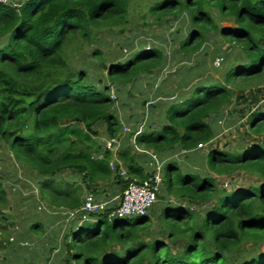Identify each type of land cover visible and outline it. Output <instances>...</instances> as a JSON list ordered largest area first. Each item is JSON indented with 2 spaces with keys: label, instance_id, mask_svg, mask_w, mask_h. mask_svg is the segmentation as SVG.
Wrapping results in <instances>:
<instances>
[{
  "label": "trees",
  "instance_id": "1",
  "mask_svg": "<svg viewBox=\"0 0 264 264\" xmlns=\"http://www.w3.org/2000/svg\"><path fill=\"white\" fill-rule=\"evenodd\" d=\"M18 1L0 4V148L14 161L27 165L30 174L25 176L39 185L38 202L73 210L81 205L84 192L105 200L122 191L131 179H146L151 174L150 159L139 155L132 145L153 152L163 162L162 192L179 200L163 201L165 208L157 214L156 231L149 213L114 220L107 214L93 215L94 221L69 232L70 241L60 255L66 253L64 262L264 264V111L253 109L247 122L250 134L263 136L261 142L236 154L210 149L203 156L206 167L197 170L187 167L183 172L185 167L181 170L176 158L184 152L187 163L197 164L199 144L209 143L239 123L232 110L243 96L236 90L264 85V0ZM138 4L143 8L142 16L180 22L178 62H188L201 50L205 55L211 53L197 67L203 66L197 85L177 84L176 89L185 92L183 100L166 103L164 112L158 109L160 117L163 115L160 129L136 135L133 130L123 136L115 111L120 93L139 84L144 75L156 81L170 60L166 61L162 46L146 49L145 41L129 40L122 46L126 51H137L139 44L142 48L125 61L108 64L100 60V48L88 49L100 32L113 34V30L125 28L130 10ZM221 22L231 26L223 28ZM234 48L238 51L230 58ZM87 57L99 59L100 66L85 65ZM216 59H220L218 67L214 65ZM210 66L217 77L209 72ZM103 70L106 76L99 75ZM206 74L211 77L206 79ZM152 82L147 83L149 92L143 104L155 110L165 99L160 86L155 89ZM154 110L150 111L153 116ZM118 136L124 140L116 159L128 179L118 174L117 165L110 168V151L100 153L101 137ZM3 165L0 161V169ZM204 169L216 176L243 171L256 176L258 182L226 191L227 184L219 186ZM66 172L77 174L79 180L59 178ZM1 173L0 222L13 219L5 213L8 200L15 203L20 221L36 217V186L28 197L23 196V190H15L9 199L3 182L11 178L2 169ZM89 183L105 184L109 189L90 190ZM213 198L215 204L203 217L187 205ZM26 206L30 208L24 211ZM29 229L43 232L36 223Z\"/></svg>",
  "mask_w": 264,
  "mask_h": 264
},
{
  "label": "rangeland",
  "instance_id": "2",
  "mask_svg": "<svg viewBox=\"0 0 264 264\" xmlns=\"http://www.w3.org/2000/svg\"><path fill=\"white\" fill-rule=\"evenodd\" d=\"M23 1L24 0H19L18 2H23ZM140 8L141 6L138 4L137 6L134 7V11L130 10V13L128 16L129 23L125 28L115 29L113 30V34H110L109 32H100L101 34L99 33V36L97 37L98 39H96L95 41L89 44L88 51H91V50L93 51L96 48H100L99 51L103 54L102 59L100 60H103L106 64H108V62H112V61L114 62L125 61L128 58L133 57L137 53V51L142 48V45L139 44L137 51L136 49H134L132 52L126 51V49L122 48V46L127 44L129 40H134V41H137L138 43L145 41L146 44L144 48L146 47L159 48L160 46H162L163 55L166 57V61H168V59L170 60V63L166 65L165 70L162 71L161 75L159 74L156 81L152 82V79L150 77H149L150 80L148 77H146L145 79L140 81V85L144 89L149 88L147 84V81L149 80V83L152 82V85H154L155 89L157 86L158 87L160 86L161 92L163 94V99H165V102L163 101V104L165 103L164 105H166V103H169L170 101L181 102L183 100V96L185 95V92L177 90L176 89V87H178L177 84L180 86L187 85V84L197 85V83L199 82L198 73L203 70V66L201 65L199 68L197 67L199 66L201 61L208 60L210 56L209 53H211V51H209V53L205 55L203 54V50H201L198 55H195L194 57L190 58L188 62L181 64L180 62L177 61L178 60L177 55L179 54L178 45L180 43V40H182L177 35V27L179 26L180 22L172 23L170 18H164L160 22V21L155 20L154 16H151V15L142 16L143 12L140 10ZM220 25L223 28H227L231 26V23L221 22ZM187 31H188V28H185L186 34H187ZM237 51H238L237 48H234L229 53L230 58H233L236 55ZM117 54H121V56ZM100 60L87 57V60L84 61V63L85 65L92 64L93 67H96L97 65L100 66ZM224 67H225V64H223V68ZM193 69H194L193 77H191L188 74H184L185 72L191 74ZM209 69H210L209 72L211 74L215 75L216 77L218 76L217 72L214 70L212 66H210ZM179 72L180 73L182 72V74H184L183 81L181 82L179 81L178 83H176L177 82L176 80H179L180 78V77L178 78ZM99 75L106 76V71L103 70L102 73L99 72ZM206 77H207L206 79H209L211 76L209 74L208 75L206 74ZM135 81L136 80H134L133 82L135 83ZM262 86L264 85L252 86L249 88L246 87L243 89L236 90L237 95L243 96L242 100H237V103L233 105V110H232V114L238 118L239 123L236 124L235 127L234 126L231 127L230 130H226L222 132L221 134H219L218 136H216L209 143H207L208 146L206 145L205 148H201L199 152V156L197 158L199 161L197 164H194V166H192L191 163L186 162L185 154L177 156L176 158L178 159V162H180V164H178L180 165V169L183 170L185 167L183 172L187 171L188 168H191V169L193 168L197 170V168H202L203 166L206 167L203 156H205L207 151L210 149H217L223 152L236 154L250 147L252 143L262 141L263 136L255 137L248 132V129H246L247 128L246 125H248L247 122L249 119L250 110L255 109L259 111H264V106L262 105L258 106L257 104L259 101L264 103V91L258 90V89H261ZM128 87H131V85ZM134 90L135 91L131 93V95H128L126 98H124L125 101L121 100L119 102V106L125 109L126 113L121 111L122 114L124 115L117 114L118 116H121V118L124 120L132 119L133 120L132 122H136L137 125L134 123H130L131 124L130 128H132L131 131L136 130L139 123L143 122L141 120L145 114V111L148 112V110L149 111L154 110V109H150V105L145 104V102L143 104L144 95L146 93L144 92L140 93L138 89H134ZM172 92H174V94H172ZM171 96H174V97H171ZM255 98H256V102H255ZM164 105L163 106L159 105L154 110V116H156L157 118H160V113H158L159 111L158 109L162 108L164 112V110L168 107V105L166 106ZM132 106H134V108H132ZM136 116L138 117L136 118L137 120L133 119ZM157 128H159L158 122H156L155 124H152V129H157ZM122 131H123V128H122ZM3 149L4 148H0V152H2V155H3V156H0V161L4 162V165H3L4 167L2 166L1 169L2 171L4 170L5 176L11 178L7 183L3 182V186L6 187L7 189V195L9 199L11 198L10 192L15 191V190H18V191L23 190V193H25L24 197H28L29 194H31V189L34 186H36L33 189L37 191V188H39V185L38 184L36 185L35 181L30 180L28 176H25V175L30 174V171H27L28 169L27 165L19 164L18 162L14 161L10 157L9 154H6L2 151ZM1 169H0V174H2ZM204 170L208 176H211L216 180L219 186H222V185L224 186L225 184H227V187L224 186L226 191H234L235 189L238 190L242 188H247L248 185H255L257 184L256 182H258L256 176L254 175L251 176L249 174H246L243 171L235 172L231 176H226V175L216 176L209 170L208 171L206 169ZM22 183H24L25 185H23ZM83 190H85L84 187H83ZM37 193L40 196L39 190L37 191ZM85 193H88V192H84L83 195ZM160 195L161 196L165 195V196L164 198H162ZM160 195H159L160 197L159 202L153 205V207L149 211L150 216L153 215L151 218L153 219L152 224H153V229L155 231L159 230V227L157 225V214L161 211L160 209L165 208V203H163V201L169 202V200H172V199H174L177 202L179 201L177 200V198L170 196V195H166L163 192H161ZM26 201L27 200H25V203ZM36 201H37L35 202L36 206L45 207V205L38 202L37 199ZM215 201H216V198H213L207 202L193 201L189 204L187 202L185 203L189 205V208L192 209V211L198 213L200 217H203L210 210V208L215 204ZM169 204L172 205L171 203ZM8 205H9V209L6 210L5 213L9 215H13L12 220L18 223L20 227L21 225H23V222L28 224L26 222L27 219H25V221L24 220L20 221L18 219L19 217L15 215V211L17 207L12 200H8ZM30 207H27V206L24 207V211ZM107 225L110 226L111 223H108ZM107 225H104V226H107ZM153 229L151 228V231ZM152 237L153 238L156 237L157 239H160V236L158 234H156V236L152 234ZM0 247H1L0 254H3L2 248L6 250L8 248V245L7 244L6 246L0 245ZM17 248L19 249V247ZM174 250H179V248H174ZM15 251L18 252V250L17 249L15 250V247H14V252ZM19 254L20 253H16L14 255V260H19L18 258H16V257H19ZM1 264H19V263L17 261L6 260V261H2ZM38 264H45V263L39 262Z\"/></svg>",
  "mask_w": 264,
  "mask_h": 264
},
{
  "label": "crops",
  "instance_id": "3",
  "mask_svg": "<svg viewBox=\"0 0 264 264\" xmlns=\"http://www.w3.org/2000/svg\"><path fill=\"white\" fill-rule=\"evenodd\" d=\"M187 74L191 76L190 73H187ZM146 77L149 78V76L144 75L142 77V80L145 79ZM178 78H179V80H176L177 82L183 81V75L182 74H179ZM149 80H150V78H149ZM149 80L147 81V83L149 82ZM263 88H264V86H262V88L258 89V90L264 91ZM129 89H130V87H125L122 90V92L120 93V100L118 101V105L115 108V111H117V114H122L121 111L126 113L125 109H123L122 107L119 106V102L121 100L125 101L124 98H126L128 95H131V93H133L135 91L134 89H138L140 91V93L141 92H144V93L149 92V88H147V89L142 88L140 85V82H139V84H136L135 86H133L132 89H130V90ZM146 95H148V94H146ZM148 99L151 100L150 101L151 103L153 102L151 95H149ZM252 99H254V98H252ZM255 102H256V98H255ZM257 104H258V106H260V105L264 106V103H262L260 101ZM132 108H134V106H132ZM252 110L253 109L250 110V112H249L250 114L252 113ZM122 115H124V114H122ZM118 117L120 120L121 129L124 126H127L131 130L132 128H130L131 127L130 123L136 124V122H132L133 121L132 119H129V120L125 119L124 120L121 118V116H118ZM162 117H163V115H161L160 118H157L156 116H153L149 110H148V112L145 111V114L141 120L143 122L139 123V125L137 126V129L134 130V131H136L134 133V135L139 134V133H141L147 129L148 130L160 129V127H161L160 121H162ZM136 118H138V117L136 116L133 119H136ZM156 122H158L159 128L152 129V124H155ZM246 127H247L246 129H248L247 125H246ZM228 130H230V128ZM134 131L132 130L131 132L126 133V134H131ZM123 136H125V135H123ZM101 139L103 141V147H104L105 142L109 139H105L103 137H101ZM122 140H124V139L123 138L121 139L120 149L123 145ZM131 144H133V143L131 142ZM131 147H132V149H134L133 145ZM136 152L139 153V155H142V157L144 156L143 158L149 160V158H150L149 152H145V151H143V152L136 151ZM157 160L159 161L158 157H157ZM110 163H113V168L117 165L118 170H119V165L115 161L114 155L112 156V160L110 161ZM59 178L72 179L74 181L79 180V176L77 174H72L70 172L60 174ZM88 188L90 190L96 189L97 191H100L103 188L109 189V186H107L105 184L89 183ZM120 192H121V190L118 191L116 194H113V196L119 194ZM33 194H34L33 197L35 199H40L38 193L36 194L34 192ZM23 196H24V194H23ZM40 203L43 204L42 202H40ZM67 211L68 210H66L64 208H52V207L36 206V208L33 210V213L36 214V217L38 219H36V217L31 218V216L28 218L25 217V219H27L26 222L28 224L24 223L23 225L25 227L19 228L21 230L20 231L17 230L16 231L17 233L12 232V231L9 232L5 229H2L3 235L5 238L6 237L8 238L10 235H14L16 240L14 242H11V243L6 242V244L8 245V248L6 250L4 248H2L3 254H0V264L2 263V261H6V260L17 261L19 264H38L39 262H42L45 264H63V263L66 264L64 262L65 259L67 258V255H65L66 253H64L63 256H60L63 253V247L66 243H68L70 241V238L68 235L69 232L72 229H73V231L78 229L81 225L75 219H68L67 215H65ZM10 216H11V218H13V215H10ZM25 219H23V220L25 221ZM10 220H11L9 222L10 225L15 226L16 225L14 223L15 221L12 219H10ZM31 221H33V222H31ZM92 221H94V220L92 219L89 223H91ZM33 223L40 224L42 226L43 232H41L42 230L37 231V233L30 232L29 228H30V225ZM22 230H24V231H22ZM21 231H22V234L20 235ZM18 236H20L19 240L17 239ZM14 247H15V250L16 249L20 250L19 257H16L19 260H14V255L17 253V251L14 252ZM17 247H19V249ZM62 261H63V263H62ZM33 262H35V263H33Z\"/></svg>",
  "mask_w": 264,
  "mask_h": 264
},
{
  "label": "built area",
  "instance_id": "4",
  "mask_svg": "<svg viewBox=\"0 0 264 264\" xmlns=\"http://www.w3.org/2000/svg\"><path fill=\"white\" fill-rule=\"evenodd\" d=\"M12 0H0V4L11 3ZM149 47H146L148 49ZM214 65L218 67L220 65V59L214 61ZM131 132L127 127H123L121 134ZM121 145V136L117 138L109 139L105 142L104 147L100 153L104 151H110L115 156V161L119 165L118 174L128 179L126 170L123 168L122 163L116 159V153L119 151ZM208 144H199L198 149L205 148ZM134 151L143 152L139 147L133 145ZM96 154V157L99 154ZM181 154H184L182 152ZM149 169L150 175L144 179L133 178L126 185V187L117 195L102 200L98 198L94 193H85L81 202V205L73 210H68L65 215L68 219H75L82 224L84 222H90L93 219V215L107 214L108 219H126L133 217H141L148 215L150 209L159 202V195L162 192L163 176H162V163L157 160V156L153 152H149ZM110 168L113 169V163H110ZM37 194V191H34ZM25 194V193H23ZM8 220L6 222H0V245H6V242H13L15 240L14 235H10L8 238L4 237L2 229L9 232H16L19 230V224L11 226ZM17 233V232H16ZM5 238V239H3Z\"/></svg>",
  "mask_w": 264,
  "mask_h": 264
}]
</instances>
